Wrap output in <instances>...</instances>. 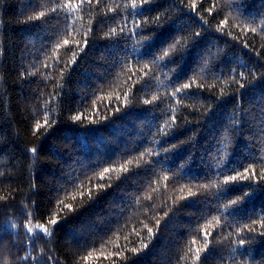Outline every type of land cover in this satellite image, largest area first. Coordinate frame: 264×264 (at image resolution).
Instances as JSON below:
<instances>
[{"label": "trees", "instance_id": "16d2710c", "mask_svg": "<svg viewBox=\"0 0 264 264\" xmlns=\"http://www.w3.org/2000/svg\"><path fill=\"white\" fill-rule=\"evenodd\" d=\"M261 222L264 0H0V264H264Z\"/></svg>", "mask_w": 264, "mask_h": 264}, {"label": "snow or ice", "instance_id": "6c2138e0", "mask_svg": "<svg viewBox=\"0 0 264 264\" xmlns=\"http://www.w3.org/2000/svg\"><path fill=\"white\" fill-rule=\"evenodd\" d=\"M77 6H79V5H77ZM65 7H67V5H65ZM193 7H195V5H193ZM64 43L67 44L68 41L65 40ZM163 55L164 56H168L169 55L168 51H164ZM183 87L185 89H187V88H189V85L188 84H184ZM177 91H179V89H177ZM77 119H79V117H77ZM36 127H37V129H39L40 125L37 124ZM32 151L35 152L36 149H32ZM107 171H108V169H105V172H107ZM245 173H247V170H245ZM101 178H103V174H101ZM240 178H242V179H248L249 177L245 174V175L241 176ZM237 180H238V177L237 176H230V177L227 178V180L225 182L226 183H228V182H235ZM233 203H236V201H233ZM66 207L71 208L70 205H66ZM49 223L55 225L57 223V220L53 219V220L49 221ZM40 227L43 229V231L45 233H48L49 232L48 228L44 227L43 225H41ZM261 227H264V222H261ZM151 231L152 230L149 229V233H151ZM249 231H255V229L254 228H249ZM27 232L28 233H31L32 232V229L31 228H28L27 229ZM261 234L264 235V233H261ZM246 239H250V238L245 237V236H241V238L239 239V245L243 246L245 244V240ZM133 251L135 252L136 249H133ZM24 259H27V257H25Z\"/></svg>", "mask_w": 264, "mask_h": 264}]
</instances>
